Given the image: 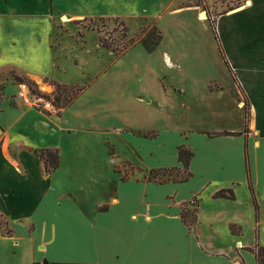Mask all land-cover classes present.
<instances>
[{"label":"crops","instance_id":"0c3cea01","mask_svg":"<svg viewBox=\"0 0 264 264\" xmlns=\"http://www.w3.org/2000/svg\"><path fill=\"white\" fill-rule=\"evenodd\" d=\"M62 2L0 0V74L11 71L34 83L52 78L44 71V59L51 57L53 10ZM90 12L59 16L66 23ZM202 14H197L199 21L206 19ZM214 31L217 53L210 45L232 84L226 88L208 78L204 96L215 104L202 105L205 112L201 106L187 110L210 116L232 112L238 126L212 124L211 129L187 118L180 127L173 114L176 107L171 106V114L165 116L171 131L144 129L142 121L134 132H122L138 164L116 155L102 137L101 153L89 161L87 177L79 180L75 155H68L61 143L81 140L61 126L70 106L52 116L20 104L15 95L19 106H0V217L10 230L0 235V264H256L252 250L264 247V0H242L219 14ZM23 45L31 48L30 57L20 54ZM208 64L202 66L209 68ZM210 82L218 86L212 89ZM191 93L195 102L200 99L199 92ZM45 122L56 128L40 130ZM95 123L102 128L107 124ZM224 132L230 135H221ZM80 133L86 136L82 141L93 137L75 129ZM166 133L172 134L171 144ZM30 134L45 143L34 144ZM179 147L192 153L188 180L160 184L140 178L150 170L181 169ZM46 149L58 151V166L52 171H46L40 158ZM151 157L155 161L148 163ZM116 159L139 176L119 179ZM220 192L224 196H216Z\"/></svg>","mask_w":264,"mask_h":264},{"label":"rangeland","instance_id":"374dc122","mask_svg":"<svg viewBox=\"0 0 264 264\" xmlns=\"http://www.w3.org/2000/svg\"><path fill=\"white\" fill-rule=\"evenodd\" d=\"M241 1L79 0V7L73 0H63L57 6V11L53 10L51 57L44 59V71L53 79L46 78L42 83H34L11 71L0 74V106H19L13 96L17 85L22 82L39 94L51 96L61 112L70 106L60 120L61 126L71 129L74 140H81L78 143H61L68 155H75L73 162L77 163L79 180L87 177L89 161L101 153L98 142L102 137L112 145L116 155L129 157L138 164L133 148L122 141V132H134L132 128L139 129L142 121L145 122L144 129L171 131L165 124V116L171 114V106L176 107L173 108V114L177 115L175 118L178 117L176 122H179L180 127L187 118H191L190 123L193 125L203 124L211 129L215 128L213 125L238 126L237 116L232 112L220 111L211 116L206 113L194 115L187 110V106H201L202 111V105L215 104L213 99L204 96L203 85L208 78L212 77L226 88L232 84L229 73L214 55L218 49L214 32L215 18ZM85 10L91 11V15L70 18L66 23L60 20L59 14L62 12L70 15ZM198 12L205 15L204 21L197 19ZM158 36L160 41L153 50L149 51L142 45V41H145L147 46H152ZM101 42L110 48L102 47ZM42 48L49 53L44 44ZM20 54L30 57L32 50L23 45ZM177 60L181 65L180 70H177ZM204 62H212L213 65L208 64L209 68H204ZM56 81L72 85H62ZM212 85L218 86L210 82L208 87L215 89ZM78 89L83 91L76 94ZM191 91L199 92L200 99L196 102ZM245 106L242 102L243 116L247 118ZM59 112L56 114L60 115ZM28 117L31 121L34 119L33 115ZM102 120L107 122L104 128L93 124ZM39 127L40 130L56 128L46 122ZM75 129L89 132L92 139L89 142L82 141L86 136L75 134ZM164 137L168 140L167 144L172 143V134L166 133ZM29 138L34 144L38 141L39 144L45 143L34 134H30ZM109 150L112 151L111 148ZM141 161L145 163L143 159ZM152 161L155 158H147L148 163ZM115 167L119 171V179L139 176L137 170L124 161L116 159ZM147 173H142L140 178L144 179ZM160 179L165 181L167 178ZM185 214L182 210V215Z\"/></svg>","mask_w":264,"mask_h":264},{"label":"trees","instance_id":"16d2710c","mask_svg":"<svg viewBox=\"0 0 264 264\" xmlns=\"http://www.w3.org/2000/svg\"><path fill=\"white\" fill-rule=\"evenodd\" d=\"M215 32V31H214ZM215 38L217 40V37L215 35ZM160 41V36H158L156 42L152 46H147L145 41H142V45L146 47L147 50L151 51L153 50L154 46ZM101 46L104 48L109 49L110 47L101 42ZM120 53V52H119ZM223 58V57H222ZM225 62V61H224ZM226 63V62H225ZM230 72V70H229ZM83 91V89H78V92L76 94H80ZM77 97V95H76ZM209 136H212L214 134H208ZM220 135V134H218ZM221 135H230L229 133H222ZM192 157V153L185 149L184 147L178 148V159L182 164V168H165V169H159V170H150L147 175L144 177L146 181H153L155 183H165V182H184L188 180V178L191 176V173L188 170L189 161ZM40 158L44 161L45 169L46 171H52L56 169L58 166V151L56 149H46L42 151L40 154ZM167 178L165 181H161L160 178ZM176 177V178H173ZM216 196L222 197L224 196L223 193H217ZM228 197L232 198L233 195L229 194ZM182 220H185V216L181 214ZM231 231L234 232L235 228L230 227ZM10 230L7 228V222L0 217V235H9ZM256 264H260V262H264V247L256 246L253 250ZM46 264V263H45Z\"/></svg>","mask_w":264,"mask_h":264},{"label":"built area","instance_id":"2783aa9c","mask_svg":"<svg viewBox=\"0 0 264 264\" xmlns=\"http://www.w3.org/2000/svg\"><path fill=\"white\" fill-rule=\"evenodd\" d=\"M16 100L31 109L39 110L48 114H56L59 109L54 105V99L51 96L37 93L27 83H19L15 94Z\"/></svg>","mask_w":264,"mask_h":264},{"label":"bare ground","instance_id":"6f19581e","mask_svg":"<svg viewBox=\"0 0 264 264\" xmlns=\"http://www.w3.org/2000/svg\"><path fill=\"white\" fill-rule=\"evenodd\" d=\"M202 16H203V17H205V15H204V14H202Z\"/></svg>","mask_w":264,"mask_h":264}]
</instances>
